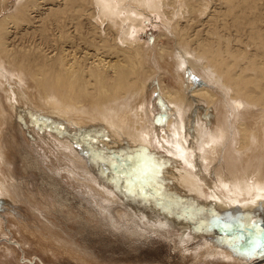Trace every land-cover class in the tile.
Returning <instances> with one entry per match:
<instances>
[{"label":"bare ground","instance_id":"obj_1","mask_svg":"<svg viewBox=\"0 0 264 264\" xmlns=\"http://www.w3.org/2000/svg\"><path fill=\"white\" fill-rule=\"evenodd\" d=\"M69 1L17 0L13 10L0 17V93L2 94L0 95V129L6 126L7 116L10 115L6 113L5 107H8L11 112L15 111L17 116L19 112L31 111L37 117H33L35 120H31L32 123L36 124L43 120L46 127L62 130L61 134H56L68 139L60 137L65 146L63 148L66 150L65 156L73 157L82 166L79 158L85 159V162L96 168L99 167L88 159L87 153L93 154L101 161L108 160V163L114 166L112 178L101 183L114 192L111 198L106 196L107 191H102V187L97 188L96 193L86 187V184L90 186L92 182H95L94 179V181L88 180L92 179L91 175H87L90 171L86 173L83 170L85 174L70 171L82 182L79 183L83 185L87 196L98 208L99 215L103 214L111 226L122 229L123 234L137 235L134 232L135 225L130 226L134 220L133 217H136L129 202L133 200L140 206L144 205V209L148 210L151 216H156L161 222L163 218L169 227L178 228L180 233L189 231L196 237L221 239L241 236L245 239L246 232L253 231L247 225H239L240 231L231 230L230 234L225 233V235L221 231H225L226 227L221 223H212L210 227H206L210 224L207 222L208 217L205 218L207 223L202 222V225L196 221L174 222L164 212L153 206L150 203L151 200L145 198L146 196L143 201L137 197L125 196L123 194L125 189L122 190L116 183V181L121 183L120 177L124 178L123 175H128L127 169L141 166L139 168L144 170L142 166L144 163L150 171L152 169L149 162L153 159H157L156 163L162 164L148 142L150 140L146 125L149 117L145 108L147 96L145 86L140 82L144 53L142 54L139 50L140 44L137 43L133 28L136 27L137 30L141 27L142 20L150 13H155L166 26H172L173 20L167 19L168 17L166 18L164 14L166 2L169 0H90L96 8L98 22L101 24L105 22V28L102 36L94 31L95 34L89 43L86 38L80 43L77 40H81L83 36L81 29L84 22L82 20L91 24L92 12L89 11H62L63 9L52 11L49 18V20L52 19V23L48 30L45 27L43 29L33 25L37 18L46 14L40 11L44 5L58 3L66 8ZM174 1L177 2V0ZM179 4L180 8H187L185 0ZM68 9L71 10L70 7ZM68 24L73 28L71 34L67 28ZM91 25L96 29L95 26L98 24ZM137 25H139L138 28ZM13 41H18V44H13ZM25 42L28 44L25 45ZM27 49L29 51L32 49V53ZM177 54L173 64L176 72L180 70L178 71L180 74L177 72L176 76L180 77L181 83L190 86V89L184 97L176 91H167L164 88L161 90L169 113L162 137L166 140L170 134L171 140H175L173 142L174 157L177 162H174L183 165L182 167L188 165V168L195 169L200 168L201 165V172L218 178L216 183L221 191L225 189L222 184H226L228 191L226 193L232 197L248 198L249 203H254L250 213L264 212V91L251 94L238 88L235 83L238 75H228L229 67L220 54L207 49L199 52L187 43H182L178 47ZM245 84L243 82L241 85L245 86ZM210 86L212 90L217 92L219 90L220 95L209 90ZM227 89L232 92L230 98L227 97ZM190 120L191 124H194L192 131L184 126L186 122L190 123ZM49 143H52L50 139L47 144ZM26 157L22 158L26 160ZM66 161L68 162V159ZM166 162V165H170ZM0 164L8 166L1 145ZM50 167L52 168V165ZM1 180L0 177L2 212H10L15 217L18 215L17 219L25 222L20 214L19 196H12L8 186H3ZM95 185H93L95 188L103 186ZM146 185L151 188V194L147 195V198L158 196L160 200H157V205L170 204L172 209L177 210L178 219L185 216L182 214L186 211L181 204L183 200L173 199L174 202L170 203L167 199L168 195L166 197L164 192L160 193V191L159 194L154 189L156 187L153 188V184L146 182ZM125 191L127 194L128 191ZM104 192L106 194H103ZM169 194L174 193L169 192ZM122 197L126 198V201L121 202L122 209H116L104 200L113 203L121 201ZM180 197L186 196L180 195ZM80 201L84 202L82 199ZM197 202L204 207L209 206L203 201ZM211 205L216 206V202L212 201ZM91 207L87 214L94 219L98 214ZM40 210L41 213L49 211L43 208ZM192 223L196 224L197 229L192 226ZM214 226L220 229H213ZM257 229L255 235L261 231L264 232V228L260 226ZM216 239L204 240L203 243L208 246L207 251H211L209 249L212 248L218 250L209 253H200L199 250L198 253L193 254L198 256L205 254L207 258L213 256V260L219 258L225 263L247 261L248 254L241 243H235L234 240L227 242V240L224 244ZM0 250L5 263L8 257L14 255L11 248L2 246ZM258 264H264V259Z\"/></svg>","mask_w":264,"mask_h":264},{"label":"rangeland","instance_id":"obj_2","mask_svg":"<svg viewBox=\"0 0 264 264\" xmlns=\"http://www.w3.org/2000/svg\"><path fill=\"white\" fill-rule=\"evenodd\" d=\"M16 1H0V17L4 13L12 11ZM181 1L169 0L166 2L167 7L164 9V14L165 17H168H166L167 19L173 20L172 26H166L155 13H150L142 20L141 27L137 25V28L139 27L137 30L136 27L133 28L137 43L140 44L139 50L142 54L144 53L140 82L145 86L147 96L145 108L149 117L146 125L147 136L150 140L148 142L162 164L156 163L157 159H153L149 162L152 169L150 171L147 170L144 163L142 166L147 171L139 168L141 167L139 165L138 168L127 169L126 174L128 175H123L124 178L119 175L122 184L117 181L116 183L122 190L128 191L126 194V191L123 190L125 196L137 197L142 201L145 198L151 200L150 203L153 206H156L175 222L191 223L196 221L201 225L202 222H208L210 224L206 226L207 228L212 223H221L226 227L225 231H221L224 234H230L232 228H239V225H247L253 231H247L245 239L241 236H239L240 238L221 239L219 237H212L213 239L211 237H196L193 232L180 233L178 228L169 227L163 218L161 222L156 216H151L148 210L144 209V205L142 207L137 202L129 200L136 213V217H133L134 220L131 219L130 226L135 225L134 232L137 235L123 234L122 229L111 226L103 214L99 215L98 208L92 203L83 185L80 184L82 182L72 174L93 172V175L89 173L87 175L92 176V179H88L89 181L94 179L95 182H92L90 186L86 184V187L92 189L93 193L97 192V188L102 187V191H107L106 196L111 198L114 192L101 182L111 180L114 166L109 164L108 160L101 161L91 153L86 154L88 159H91L99 168L88 164L85 159L79 158L82 161V166L73 157L64 155L66 150L63 149L65 146L60 137L68 139L56 134H61L62 130H52L51 127H46L43 120L36 124L32 123L31 120H35L37 117L31 111H28L29 114L19 112V116H17L15 111L11 112L8 107H5L6 113L10 115L7 116L6 126L0 129V145L5 153L8 166L0 164L1 184L8 186L12 196H19L20 214L25 222H20L17 219L18 215L15 217L14 214L4 211V208V212H2V206L0 207V248L8 247L14 251V255L8 257L6 263L0 252V264H258L260 260L264 259V240L256 241L260 233L255 235L258 230L257 224L264 223V212L250 213L254 203H249L248 198L232 197L226 193L228 192L226 184H222L225 189L223 188L224 190L221 191L216 183L218 178L201 172V165L196 169L188 168L187 165L186 169L182 167L183 165L175 163L177 162L173 146L175 140H171L170 134L166 140L162 137L169 113L167 104L161 95V90L164 88L167 91L179 92L180 96L184 97V94L186 96L190 89V86L181 83L180 77L176 76L180 70L176 72L173 64L176 55H178V47L182 43L189 44L199 52L207 49L220 54L229 67L228 75H238L235 83L246 93L255 94L264 91V0H185L186 9L180 8L179 2ZM54 4L44 5L40 9L46 14L37 18L34 26L45 27L48 30L52 23V19L49 20L52 11L61 9H63L62 11H89L92 12L90 15L91 24L98 25L94 29L86 20H82L84 22L83 30L81 29L83 36L81 40H77L80 43L87 39L86 41L89 43L95 34L94 31H97V34L100 33L98 35L101 36L104 34L105 22L103 24L98 22L97 14H95L96 8L90 0H70L68 7L71 10L58 3ZM92 15L94 16L92 17ZM67 28L71 34L73 28L69 24ZM13 44L17 45L18 41H13ZM27 44L28 42H25V45ZM27 50L29 51V49ZM29 52L32 53V49ZM178 73L180 74V72ZM195 79L197 80L196 77ZM241 82L246 83L245 86L241 85ZM209 90L220 95V91L212 90L211 86ZM229 90L227 89L226 93L228 98L232 95L231 90L228 92ZM0 95L2 94L0 93ZM34 116L35 118H33ZM184 126L192 131L194 124H191L190 120V123L186 122ZM53 134L57 136L53 137ZM49 139L52 143L47 144ZM22 157L27 159L24 160ZM165 162L172 166L166 165ZM51 165L53 169L50 167ZM215 174L218 175L217 172ZM54 175L57 177L55 178ZM96 180H100V182ZM146 182L153 184V188L156 187L154 189L158 193L160 191L164 194L170 192L186 197L192 196L195 200H193L194 202L184 201L181 203L186 211L182 213L185 216L178 219L177 210L172 209L170 204L159 206L156 204L157 200H160L158 196L147 198V195L151 194V188L146 185ZM95 184L103 186L95 188L93 186ZM108 187L111 186L108 185ZM98 192L100 193L99 190ZM105 192L103 194H106ZM165 196L167 197L166 194ZM165 196L163 195V198ZM125 199L122 197L121 201H117L118 203L115 201L116 204L104 200L110 206L122 209L121 202ZM167 199L170 203L174 202L170 197ZM197 201L208 203L209 206L204 207ZM212 201L216 202V206L211 205ZM90 207L96 210L99 217L96 216L92 219L88 216ZM40 208L49 211L41 213ZM227 211L229 212L227 213ZM128 212L131 213V211ZM206 217L209 218L207 222L205 221ZM192 226L197 229L196 224L192 223ZM213 229L220 228L214 226ZM215 239L224 242V244L227 240V242L234 240L235 243H241L248 254L247 261L225 263L219 258L217 260L215 258L216 261L213 260V256L207 258L205 254H199V256L193 254L198 253L199 250L200 253L218 250L212 248L209 249L211 251H207L208 246L203 243L204 240Z\"/></svg>","mask_w":264,"mask_h":264},{"label":"water","instance_id":"obj_3","mask_svg":"<svg viewBox=\"0 0 264 264\" xmlns=\"http://www.w3.org/2000/svg\"><path fill=\"white\" fill-rule=\"evenodd\" d=\"M166 195H168L170 198H172V200L173 199H179L180 201H192V202H194L193 200H195L194 198H192V196L191 197H180V195H178V194H169V193H165ZM197 203V202H196ZM175 222V221H174ZM262 227V228H264V224L263 223H259V224H257V227ZM249 232V231H248ZM261 234H262V236H263V238H264V232H262L261 231ZM260 237V236H259ZM258 237V238H259ZM256 239V241H258V242H260V239H261V237H260V239Z\"/></svg>","mask_w":264,"mask_h":264},{"label":"flooded vegetation","instance_id":"obj_4","mask_svg":"<svg viewBox=\"0 0 264 264\" xmlns=\"http://www.w3.org/2000/svg\"><path fill=\"white\" fill-rule=\"evenodd\" d=\"M234 230H236V231H240L241 229H240V228L235 229V228L233 227V228H232V231H234ZM250 231H251V230H250ZM259 236L261 237V239H260V237L258 238V239H260V241L264 240V238H263V236H262L261 233H260Z\"/></svg>","mask_w":264,"mask_h":264}]
</instances>
